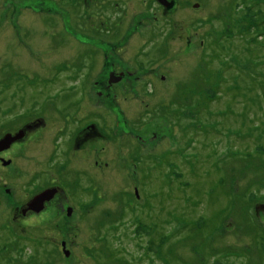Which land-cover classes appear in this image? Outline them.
Wrapping results in <instances>:
<instances>
[{"label": "rangeland", "instance_id": "rangeland-1", "mask_svg": "<svg viewBox=\"0 0 264 264\" xmlns=\"http://www.w3.org/2000/svg\"><path fill=\"white\" fill-rule=\"evenodd\" d=\"M196 1L204 9L189 13L190 9L183 7L174 17L160 20L156 26L159 36L150 46L147 41L142 47V54L149 53L150 63L159 59L156 78L161 79L158 82L160 93L147 99L127 94L114 101L104 93L98 96L101 132L93 149L90 144H85L81 149L71 148V130H67L60 139L57 160L67 163L70 173L67 179L54 174L63 183L76 207L74 215L61 226L64 227L62 234L71 232L66 240L71 254L66 256L62 251V241L57 238L55 228L35 227L37 231L34 234L31 229L25 232L20 230L21 236H30L34 240L19 241L18 253H12V256L19 257V264H182L188 260L194 264H264V238L261 237L264 234V230H261L264 228V199H252L246 191V197L244 192L237 194L240 187L246 190L251 178L256 184L255 188H261L264 170L254 167L245 176L240 168L246 165L245 158L232 156L234 151L252 149L261 135L264 141V125L261 123L264 120V47L259 48L257 44L249 42L250 37L245 33L248 27L253 28L256 38L259 32L258 41L264 44V19L260 20L257 12L263 13V17L264 0L191 2ZM249 2L254 5H247ZM75 5L57 0H0V117L8 108L16 113L25 111L24 108H37V112L44 110V115L53 113L61 118L57 112H62L65 104L74 101L80 91L84 96L88 95L93 81H86L85 88L81 89L79 83L70 88L72 83H47L43 80L65 73L59 71L57 66L63 61H75V64L89 62V66L90 61H95L91 67H95L94 71L99 72L100 78L104 71H101L103 58H99L101 63L96 60L94 47L85 44L92 40L82 35L88 27L77 19L76 14L68 17L65 13L75 12ZM128 7L129 20L136 12L146 8L143 3L136 4L135 1ZM51 9H56V12ZM155 15L161 19L160 14ZM236 15L238 22H241L239 26L232 24ZM153 22V18L145 19L144 24L125 40L123 50L129 48L133 51L125 53L126 60L133 57L130 54L140 44L158 35L156 30L149 29ZM113 25L112 22L105 23L106 27ZM188 29L199 32L192 46H187V39L182 41L179 38L186 35ZM222 30L227 31L228 35L233 31L236 35L230 38L225 35L222 41L214 42L223 35ZM115 32H119L115 38L126 33L124 29ZM120 39L116 42H120ZM202 39H205L203 45L200 44ZM165 43L166 57L158 51ZM163 65L170 67L163 69ZM162 73L166 74L163 76L165 81H162ZM28 75L34 77V85ZM206 75H211V85L205 83ZM219 75H222V80ZM213 78L220 81L217 92L212 87ZM65 81L62 78V82ZM62 85L63 95L52 98V105H48L44 99L59 92ZM183 87L186 93L174 105L178 107L177 115L172 117L167 114L174 123L167 124L170 120L161 112L155 114L154 117L160 115L155 120L159 124L155 129L158 130L157 138L150 137V131L143 143L137 141L133 130L127 129L129 120L125 122L121 115L114 113L116 106L129 119V114L133 117L141 113L146 103L158 109V103L168 104L178 89ZM199 87L209 89L211 101H207L208 105L196 100L202 96L196 95ZM166 90L168 93L163 94ZM260 99L263 100V108ZM54 106L60 109L56 110ZM147 111H144V115ZM245 112L247 119L243 115ZM251 117L253 124L262 128L252 130ZM192 123L195 125L192 126ZM59 126L61 121L45 124L35 130L29 151H26L27 155L33 156L34 169L41 171L49 167V163H40V160H46L53 144L54 148L57 146L54 140L55 133H60ZM160 131L166 135L165 140ZM126 146L132 150L136 148L139 155L144 153V160L141 163L133 162ZM70 150L74 152V160L68 153ZM87 157L93 159L88 161ZM220 176L232 178L227 181L232 188L227 192L228 186L224 184L213 193L211 187ZM140 177H143L142 182H138ZM74 180L88 186L89 195L85 191L79 198L72 183ZM180 182H188L189 185ZM136 188L140 195L138 200L134 194ZM261 192L264 190L261 189ZM232 199L235 202L232 207H236L229 210L227 206ZM90 202L94 205L88 212L86 209ZM80 203L87 205L80 208ZM128 203L132 207L127 206ZM250 204H257V210ZM145 205L146 210L152 208L150 213L145 210ZM126 206L131 208L126 211ZM242 210L250 212L251 216L258 214L256 221L250 222L252 227H241L245 224L244 219H239ZM153 216L150 221L156 222V230L164 231L163 263L156 256V245L145 252L151 234L148 233L147 222L138 224L142 219ZM204 217L208 219L206 227L200 228ZM187 219H192L197 227H187ZM73 221L78 226L72 225ZM115 225L117 229H114ZM178 227V231L174 230ZM190 234L192 240L186 242L180 239L184 235L190 237ZM208 234L214 238L211 239ZM195 236L205 238L203 246L198 249L199 255H191V250L194 251L192 246L199 244ZM172 244L176 245L175 252L181 253L177 255L180 261H177V256L173 258L166 252ZM243 252L252 255L245 256ZM27 257L32 259L25 260Z\"/></svg>", "mask_w": 264, "mask_h": 264}, {"label": "flooded vegetation", "instance_id": "flooded-vegetation-1", "mask_svg": "<svg viewBox=\"0 0 264 264\" xmlns=\"http://www.w3.org/2000/svg\"><path fill=\"white\" fill-rule=\"evenodd\" d=\"M57 1H59V3L76 4L75 7L72 6L75 12L66 11L65 13L68 17H73V14H76L77 19L88 27V30L84 31L82 35H86L92 41L85 44H90L94 47V56L96 60H99L100 57L103 58L102 63L101 60H99V63L104 66L101 70L104 71L99 78V72L95 73V67H91L94 65L95 61H90L91 66H89V62L88 64H75V61L74 63L63 61L57 66L59 71L65 73L58 77L43 80L47 83H72L73 85L71 84L70 88L75 86L76 83H79L81 89L85 88L86 81H93V85L88 90V95L84 96L85 94L80 91L74 101L72 100L70 104H65L66 106L62 108V112H57L61 114V118L54 116L53 113L44 115L42 113L44 110L42 112H37V108H24L23 110L25 111L21 113L13 112V109L8 108L7 111L3 113V116L0 117V139H6L5 143L7 144L5 148L0 150V264H19V257L16 255L12 256L13 252L18 253L19 251V241L24 239L34 240L30 236H21L20 230L25 232L31 229L32 234H34L37 231L35 227L55 228L57 238L62 241V251L65 254V250L68 249L69 255L71 254V250L67 248L66 241L71 232H64L62 234L64 227L61 226L65 221H69V217L76 211V207L67 195L63 183L56 176L57 174L67 179L68 173H70L68 164L57 160L59 156L58 150L61 147V137L67 130H71L72 137L69 140L70 144L73 142L70 146L71 148H75V150L81 149L85 144H90L91 149H93V144L95 140L100 137L101 132L99 126L100 105L98 104V96L101 97V95L103 96L104 93H106L107 97L112 98V101L127 94H136L140 99L157 96L158 93H160V91H158V82L161 80L156 78L158 74V70L156 69L158 68L159 59L153 60L150 63L148 60L149 53L145 55L142 54L144 52L142 47L147 41H149L150 46V44L157 39L159 31L156 26L159 24L160 20L174 17L183 7L190 9L189 13L193 12L195 9V11L204 9L200 2L196 1L192 3L191 1L193 0H139L146 8L136 12L132 20H129L128 5L134 1L136 4H141L138 0ZM50 11L56 12V9H51ZM155 14H160L161 19ZM147 18L154 19V22L151 24L152 27H149V29L156 30L158 35H153V38L147 39L140 44L139 48H137L134 53L130 54L131 56L133 54V57L130 60H126L125 53L127 51H133L129 48L123 50V47L126 46L125 40H128L129 35L138 30L139 26L143 25L144 20ZM109 22H112L114 25L112 27H106L105 23ZM70 25L72 26L73 22ZM192 25L194 26V24ZM118 29H124L126 32L124 35L122 34L123 36L121 35L122 37L120 36L121 39L120 37L115 38V35L119 33L115 32ZM101 33L104 35L101 36ZM196 34H199V32H196L194 29H188L187 34H183L179 36V38L182 41L187 39V46L190 44V46H192ZM110 36H112V39ZM119 39L120 42H116ZM204 41L205 39H202L200 44H205ZM99 43L101 47H99ZM158 51L160 52L159 54H165L164 57H166L167 44H163ZM100 54H102V56H100ZM86 67H88V71ZM169 67L170 66L163 65V69ZM83 68H85V71H82ZM82 72L84 74H82ZM164 75L166 74H161L162 81L166 79L163 77ZM28 77L31 84L34 85L36 83L35 80H32L34 77L29 75ZM62 78L66 81L62 82ZM131 87L133 88L131 89ZM100 89H102V91ZM182 89H184V87ZM182 89H178L168 104L162 102L158 103V109L146 103L147 105L144 106L143 113L141 112L142 118L141 113H139L133 117L129 114V119H127L124 115L125 112L122 110V114L116 106H114V113L121 115L125 122L129 120L127 129L129 131L133 130L134 138L143 143L150 131H152L150 137H158V130L155 129L158 128L159 124H157L155 120H157L156 118L160 115L154 117L157 112L165 114L167 118V114H171L172 117L177 115L178 107L174 105L183 94ZM63 91L62 85V89L59 92L49 95L44 101L50 105L51 99L59 98L60 95H63ZM38 92L40 93L41 90L39 89ZM167 93L168 91L166 90L163 94ZM95 95H97V97H95ZM55 109L59 110L60 108L55 107ZM145 110H149L150 112L147 111L144 115ZM57 121H61V126L58 128L60 133H55L56 138L54 141L57 146L54 148V144L52 143L53 148L48 152L50 154L47 155L48 157L46 160L45 158L40 160V163H49V167L47 169L44 167L41 171L36 170L34 169V160L32 161L33 156L27 155L26 152L29 151V146L33 141V134L37 128ZM172 123H174L172 120L167 122V124ZM172 130L173 128H171V131ZM159 134L163 140L166 139V135L163 134L162 131H160ZM24 145L27 147H23ZM126 149L130 151V158L133 162L141 163L142 160H144L145 154L139 155L136 148L132 150L130 146H126ZM68 153H71L73 159L74 152L70 150ZM160 154L163 156L162 151ZM86 156H89V154ZM87 159L89 161L93 158L87 157ZM54 172L56 174H54ZM142 179L143 177H140L138 182H142ZM72 183H74L75 192L79 195V198L82 196L83 192L86 191L88 193V186H82L78 180H74ZM48 190L52 191L51 195H49V199H45L44 201H42L41 198L37 199L39 195ZM136 191L137 188L135 192ZM134 194H136L138 199L140 196L139 192L137 191ZM79 205L81 208L87 204L80 203ZM93 205L94 204L90 202L86 211L89 212V208L93 207ZM121 221L123 222L124 218ZM72 225L78 226L74 221ZM64 242L66 247L65 250L63 246ZM28 259L32 258H25V260Z\"/></svg>", "mask_w": 264, "mask_h": 264}, {"label": "trees", "instance_id": "trees-1", "mask_svg": "<svg viewBox=\"0 0 264 264\" xmlns=\"http://www.w3.org/2000/svg\"><path fill=\"white\" fill-rule=\"evenodd\" d=\"M256 3V2H255ZM247 5H250V6H253L254 4L253 3H251V2H249ZM258 12V15H259V19L260 20H262V19H264V15H263V17H262V14H259V11H257ZM255 15V14H254ZM238 19H239V17H237V15L236 16H234L233 17V21H232V24L233 25H236V26H239L240 25V23L241 22H238ZM247 20V19H246ZM241 21H243V20H241ZM256 24H258V26L260 25V26H262L260 23H256ZM250 25H252V22H250ZM253 25L255 26V23H253ZM253 26V27H254ZM245 33L246 34H248L249 35V42H251V43H254V44H257L258 46H259V48H261V47H264V44H262V43H260L258 40H259V32H257V38H256V35L254 34V29L253 28H250V27H248V30H245ZM222 34L223 35H221V36H218L217 37V40H215L214 42H218V41H222V39H223V37L225 36V35H227V37L228 38H230V37H233L234 35H236L233 31H232V34H230V35H228V33H227V31H225V30H222ZM261 35V34H260ZM217 51L219 50V48L218 47H214ZM214 48H213V51H214ZM221 50H224V49H221ZM251 61V60H250ZM220 73H223V71L222 72H220ZM220 76V79L222 80L223 79V77H222V75H219ZM215 80H218V79H215V78H213V84L214 85H212V87L214 88V91L215 92H217V90L216 89H218V83L220 82L219 80L217 81V82H214ZM209 81H211V75H206V77H205V83L206 84H208V85H211V83H209ZM212 87H210L211 89H212ZM182 91H183V93H186L185 92V90L184 89H182ZM188 91H190V90H188ZM187 91V92H188ZM264 92V91H263ZM197 93H198V95H202L200 98H198V99H196V100H198V101H200V102H203L205 105H208L207 104V101H209L210 100V98H211V95H210V91H209V89H206V87H199V88H197V91H196V95H197ZM263 97H264V94H263ZM190 101H192L193 102V100H190ZM211 101V100H210ZM209 101V102H210ZM256 102V101H255ZM196 103V102H195ZM257 103V102H256ZM259 104V103H258ZM260 106L263 108V100H261L260 99ZM246 113V114H245ZM243 115H244V117H245V119H247L248 117H247V112H245ZM263 117H264V111H263ZM200 119V118H199ZM251 122H252V124H251V129L252 130H259V127L260 128H262V126H260V125H254L253 124V119H252V117H251V120H250ZM198 122H199V120H198ZM205 123V122H204ZM261 123H263L262 125H264V120H261ZM206 124V123H205ZM193 125H195V123H192V126ZM2 126V125H1ZM186 129H190V127H187ZM260 140H259V142H258V144L256 145V144H254L253 146H252V149L251 148H249V149H247V150H245V151H240V152H237V151H234L232 154V156L234 157H236V156H239V157H241V158H245V163H246V165L244 166V167H241L240 166V168L244 171V173H245V176L246 175H249V173H251L252 171H253V168L254 167H256L257 169H259V170H264V141H262V139H263V135H261L260 136V138H259ZM162 162H164V161H162ZM173 166V165H172ZM163 176V173H161V176L160 177H162ZM179 176H180V174H179ZM182 177V176H181ZM232 178H228L227 176L225 177V178H223V177H219L216 181H215V183L213 184V186L211 187V189H212V192L214 193L215 191H217L221 186H223L224 184H226L227 186H228V191L227 192H229V190L232 188V185H229V183L227 182L228 180H231ZM180 181H183V180H180ZM251 182H252V185H250L251 184ZM182 185H189V183L188 182H186V183H182V182H180ZM261 183H262V186H261V188H255V186H256V184L254 183V181H253V179L251 178V179H249V183H248V186H247V188H246V190H244L243 191V188H239L238 189V191H237V194H242L243 192H244V195H245V197L247 196V194L248 193H245V191L246 192H249V195L250 196H252L253 198L252 199H255V198H257V197H262L263 199H264V192H261V189H263L264 190V176L262 177V179H261ZM230 196V195H229ZM135 198H136V200H138L137 199V196H136V194H135ZM230 198H231V196H230ZM235 202H234V199H232V202L230 203V205H228L227 206V209H233V207H236V205H234L233 207H232V205L234 204ZM131 206L132 207V204L131 203H128L127 204V206ZM126 206V210H129L131 207H127ZM250 206H255V210H256V208H257V204H250ZM144 208H145V210H146V205L144 206ZM147 212H151L152 211V208H150L149 210H146ZM247 211H249V210H247ZM258 215V214H257ZM257 215H252L251 216V213L250 212H244V210H242V212L240 213V216H239V219L240 218H242V219H244V221H245V224L243 225V226H241V227H247V226H250V227H252L251 225H250V222H255L256 221V216ZM154 218V216L153 217H151L150 219H142L140 222H138V224H141V223H144V222H147L146 223V226L148 227V229H149V232L148 233H150L151 234V237H150V239L148 240V242H149V244H148V246H146L145 247V252H148V251H151L152 250V248H153V246H155L156 245V256L157 257H159L160 259H161V261H162V263H163V258H164V248H163V245H164V231H158V230H156V226L155 225H157L156 224V222L155 221H153V222H151L150 220L151 219H153ZM183 218H185V217H183ZM258 219V218H257ZM188 220V219H187ZM206 220H208V219H206V217H204L203 218V222L199 225V227L200 228H203V227H206ZM163 222H164V220H163ZM237 224H238V219H237ZM187 227H192V226H195V223L193 222L192 223V219H190V220H188L187 221ZM183 227H185V226H183ZM195 227H197V226H195ZM195 227H194V229H195ZM114 229H117V225H115L114 226ZM174 230H176V231H178L179 230V227L178 228H175ZM254 230H255V228H254ZM261 230H264V228H262ZM256 232V231H255ZM200 233H202V232H200ZM209 235V237L212 239V238H214V236L213 235H211V234H208ZM181 235H179V237H180ZM262 238H264V234H263V236H261ZM166 239V238H165ZM180 239L182 240V241H188V240H192L193 239V236H192V234H190V237H187L186 235H184V236H181L180 237ZM194 239H196L197 240V242L199 243L198 245H196V247L193 245L192 246V248L194 249V251L193 250H191L192 251V254L191 255H199L200 253H199V248L200 247H202L203 246V244H204V240H205V238H200V237H198V236H195L194 237ZM163 243V244H162ZM205 247H207V245L205 246ZM190 249H191V247H190ZM213 249H214V247H213ZM220 249V248H219ZM212 250V249H211ZM176 251V245L175 244H172L171 246H170V248L169 249H167L166 250V252L167 253H170L171 255H173V258L174 257H176L177 255H180L181 253H176L175 252ZM204 253V251L201 253V254H203ZM205 253H207V252H205ZM243 254L245 255V256H250V255H252L251 253H245V252H243ZM113 257H114V255H113ZM121 260V259H120ZM122 261V260H121ZM177 261H180V258H178V256H177ZM120 264V263H119ZM182 264H194L193 263V261H191V260H188V261H183L182 262Z\"/></svg>", "mask_w": 264, "mask_h": 264}, {"label": "water", "instance_id": "water-1", "mask_svg": "<svg viewBox=\"0 0 264 264\" xmlns=\"http://www.w3.org/2000/svg\"><path fill=\"white\" fill-rule=\"evenodd\" d=\"M6 142V139H0V150L5 148L7 146V144L5 143ZM137 192V191H136ZM52 191L51 190H48L46 192H44L43 194L39 195L37 197V199L41 198L42 201H44L45 199H49L51 195ZM63 246H64V250L66 249L65 247V242L63 243ZM65 254L68 256L69 255V251L68 249L65 250Z\"/></svg>", "mask_w": 264, "mask_h": 264}]
</instances>
